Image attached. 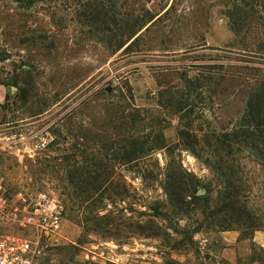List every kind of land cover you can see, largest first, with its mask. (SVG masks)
I'll return each mask as SVG.
<instances>
[{
    "label": "rangeland",
    "instance_id": "374dc122",
    "mask_svg": "<svg viewBox=\"0 0 264 264\" xmlns=\"http://www.w3.org/2000/svg\"><path fill=\"white\" fill-rule=\"evenodd\" d=\"M80 1L0 0V174L10 192L46 191L65 206L63 239L30 264H264L263 248L250 240L234 244L246 231L229 211L209 216L224 200L226 181L213 174L205 157L175 148L177 118L156 106L162 81L177 83L176 71L232 40L224 19L216 8L207 21L172 18L162 34L147 35L128 53H113L104 31L95 30L92 6ZM171 2L151 0L147 8ZM199 35L205 46L191 52ZM195 72L188 69L189 75ZM121 95L158 117L161 125L145 133L162 129L175 148L173 159L197 179L192 196L207 203L176 210L162 181L164 150L153 149L131 164L123 158L124 133L109 131L104 113ZM205 113L212 127L226 119L219 110ZM42 135L49 144L39 148L36 137ZM112 141L116 145L107 148ZM92 159L103 164L95 174L99 188L76 191L70 170ZM241 163L247 181H240L237 194L262 218L257 225L264 233V172L247 158Z\"/></svg>",
    "mask_w": 264,
    "mask_h": 264
},
{
    "label": "trees",
    "instance_id": "16d2710c",
    "mask_svg": "<svg viewBox=\"0 0 264 264\" xmlns=\"http://www.w3.org/2000/svg\"><path fill=\"white\" fill-rule=\"evenodd\" d=\"M150 2L83 0L79 4L92 6L95 30L104 31L106 45L112 47L113 53L121 49L128 53L147 35L159 31L162 34L166 20L172 18L195 23L202 18L207 21L216 8V14L224 19L232 40L222 48L209 49L203 59H193L192 65L181 72L176 71L177 83L162 81L156 106L166 110V115L177 118L175 148L190 151L198 158L205 157L213 174L226 181V196L224 194L219 208L210 211L209 216L229 211L246 231L245 236L238 235V240H250L254 232L260 230L257 223H261L262 218L253 213L237 193L242 191L240 181H247L241 159L259 163L262 166L259 165V171L264 172V0H172L169 6L166 4L157 10L147 8ZM196 41L199 42L192 46L191 52L205 46L199 44L204 41L201 35ZM189 68L196 72L189 75ZM121 98V101L110 102L104 113L109 120V131L124 133L123 158L127 163L149 156L153 149L164 150L168 160L161 173L162 181L167 196L179 206L176 210L184 212L200 202L207 203L202 197L192 196L193 181L197 179L180 161L173 159L175 148L167 143L162 129L145 133L146 128L161 125L158 117L155 119L148 111L127 104L123 95ZM127 98L130 101V97ZM205 110L222 111L226 119L221 120L222 125L212 127L204 121ZM115 145L114 141L108 142L107 148ZM102 168V162L95 163L93 159L90 165L73 167L70 176L76 179L71 181L74 189L82 192L89 185L92 191L98 189L95 174ZM144 175L149 176L151 172L144 170ZM186 197H192L191 201L185 202ZM87 200L88 197L86 203ZM206 210L205 205L201 207L202 216Z\"/></svg>",
    "mask_w": 264,
    "mask_h": 264
},
{
    "label": "built area",
    "instance_id": "2783aa9c",
    "mask_svg": "<svg viewBox=\"0 0 264 264\" xmlns=\"http://www.w3.org/2000/svg\"><path fill=\"white\" fill-rule=\"evenodd\" d=\"M36 144L44 148L48 136L36 137ZM64 215V204L53 194L10 192L0 174V264H30L41 251L58 244L63 239ZM6 227L9 232L1 230Z\"/></svg>",
    "mask_w": 264,
    "mask_h": 264
},
{
    "label": "crops",
    "instance_id": "0c3cea01",
    "mask_svg": "<svg viewBox=\"0 0 264 264\" xmlns=\"http://www.w3.org/2000/svg\"><path fill=\"white\" fill-rule=\"evenodd\" d=\"M240 241L242 240H238V237H237V240L234 241V244L239 245ZM250 241H252L253 243L257 244L258 246L264 249V233H261L259 231L254 232ZM254 263H257V262H254Z\"/></svg>",
    "mask_w": 264,
    "mask_h": 264
}]
</instances>
